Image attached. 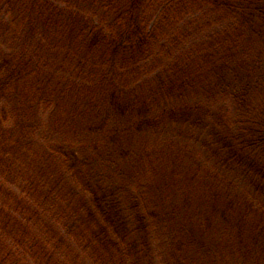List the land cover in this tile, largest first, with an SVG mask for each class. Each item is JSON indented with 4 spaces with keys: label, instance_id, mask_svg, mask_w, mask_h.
<instances>
[{
    "label": "trees",
    "instance_id": "1",
    "mask_svg": "<svg viewBox=\"0 0 264 264\" xmlns=\"http://www.w3.org/2000/svg\"><path fill=\"white\" fill-rule=\"evenodd\" d=\"M0 37V264H264V0H0Z\"/></svg>",
    "mask_w": 264,
    "mask_h": 264
},
{
    "label": "rangeland",
    "instance_id": "2",
    "mask_svg": "<svg viewBox=\"0 0 264 264\" xmlns=\"http://www.w3.org/2000/svg\"><path fill=\"white\" fill-rule=\"evenodd\" d=\"M205 28L208 29L209 26L206 25ZM205 28H203V29L206 30ZM1 41H3V39L0 37V42H1ZM144 143H146V144L149 145V146L152 145V142H151V140H150L149 138H146V141H145ZM130 185H132V184H130Z\"/></svg>",
    "mask_w": 264,
    "mask_h": 264
}]
</instances>
